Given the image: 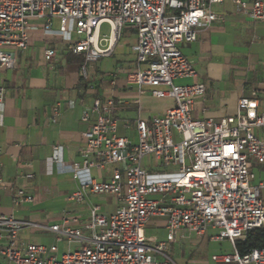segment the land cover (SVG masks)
<instances>
[{
  "label": "built area",
  "instance_id": "obj_1",
  "mask_svg": "<svg viewBox=\"0 0 264 264\" xmlns=\"http://www.w3.org/2000/svg\"><path fill=\"white\" fill-rule=\"evenodd\" d=\"M232 1L236 13L264 22V0ZM224 2L0 0V81L4 72L15 69L19 54L31 46L32 32L38 26L52 37L70 41L72 34L77 36L68 50L84 55L80 67L84 80H89L87 65L108 55L130 29L137 34L132 47L136 69L127 75V85L140 94L149 92L154 98L175 102L163 114L135 121L136 142L118 135L114 99L98 98L84 108L81 121L90 127L84 133L82 162L66 165L80 186L68 201L81 205L90 195H108L117 198L119 207L106 215L93 205L86 220L64 213L61 223L51 227L0 216V264H178L169 249L182 230L197 238L213 230L211 241L231 242V254L212 257L217 264H264V248L241 253L236 246L264 228V133H260L264 112H259L257 101L241 99L235 116L218 121L196 119V105L205 98L206 86L178 83L197 77L181 45L196 42L199 28L218 21L214 7ZM55 22L58 35L52 34ZM104 24L110 27L109 37L101 35ZM57 54L56 46L49 47L44 58L51 63ZM6 93L0 84V103ZM60 116L56 107L50 122L57 123ZM146 159L153 169L169 172V178L150 172ZM255 165L262 167L259 181ZM112 166L108 181L91 178V170ZM1 168L0 164V187L7 189L10 185L3 180ZM13 201L32 203L34 197L19 189ZM156 217L166 220L165 241L144 236ZM26 228L54 234L55 243L46 246L22 240ZM60 244L68 246L61 255Z\"/></svg>",
  "mask_w": 264,
  "mask_h": 264
},
{
  "label": "crops",
  "instance_id": "obj_2",
  "mask_svg": "<svg viewBox=\"0 0 264 264\" xmlns=\"http://www.w3.org/2000/svg\"><path fill=\"white\" fill-rule=\"evenodd\" d=\"M214 11L220 19L210 27L199 28L196 42L181 45L197 77L178 83L206 86L205 98L196 105L195 118L218 121L235 116L241 99L257 101L259 112H264V22H253L236 13L232 0L215 6ZM58 29L59 24L55 22L52 34L58 35ZM101 35L109 37V25L102 26ZM70 39L52 37L41 26L36 27L31 46L19 54L15 69L3 73L0 84L7 93L4 103H0V164L2 178L10 187H0V216L51 227L61 223L64 213L86 220L93 205L100 206L106 215L115 213L119 201L114 196L90 195L87 203L81 205L68 201L80 182L73 179L66 165L82 162L84 133L90 127L81 121L82 111L95 99H114L118 135L136 142L133 125L137 119L150 120L175 105L172 99H157L149 92L140 94L127 85V75L136 69V55L132 51L137 43L135 31L126 29L108 55L87 65L89 80L80 75L84 55L68 50L77 36L72 34ZM53 46L57 47L58 54L49 63L44 52ZM56 107L61 116L57 123H51ZM127 123L132 128H126ZM150 165L151 161L146 159L145 166L150 172L169 178V172ZM114 168L93 169L90 176L97 182H105ZM19 189L32 195L34 202L16 205L14 192ZM148 227L163 233L158 241L166 240L164 218L151 219L145 230ZM214 233L211 230L205 237L197 238L186 230L179 231L169 254L178 264H217L212 257L231 254L233 246L229 241H211ZM21 239L40 245L55 243L54 234L32 228H26ZM60 245L61 255L64 252Z\"/></svg>",
  "mask_w": 264,
  "mask_h": 264
},
{
  "label": "trees",
  "instance_id": "obj_3",
  "mask_svg": "<svg viewBox=\"0 0 264 264\" xmlns=\"http://www.w3.org/2000/svg\"><path fill=\"white\" fill-rule=\"evenodd\" d=\"M236 246L241 253L264 248V228L250 233L245 241H238Z\"/></svg>",
  "mask_w": 264,
  "mask_h": 264
},
{
  "label": "rangeland",
  "instance_id": "obj_4",
  "mask_svg": "<svg viewBox=\"0 0 264 264\" xmlns=\"http://www.w3.org/2000/svg\"><path fill=\"white\" fill-rule=\"evenodd\" d=\"M255 173L257 174L258 181H259L260 178H261L262 167L259 166V165H255ZM144 236H145V238L147 240H157V239H160L163 236V233L155 231L152 227H148L147 230H144ZM41 244L42 245H46V246H50L53 243L43 242ZM60 247H61V250L63 252H67V250H68L67 244H61ZM73 249H75V246H73Z\"/></svg>",
  "mask_w": 264,
  "mask_h": 264
},
{
  "label": "bare ground",
  "instance_id": "obj_5",
  "mask_svg": "<svg viewBox=\"0 0 264 264\" xmlns=\"http://www.w3.org/2000/svg\"><path fill=\"white\" fill-rule=\"evenodd\" d=\"M112 41H114V39Z\"/></svg>",
  "mask_w": 264,
  "mask_h": 264
}]
</instances>
